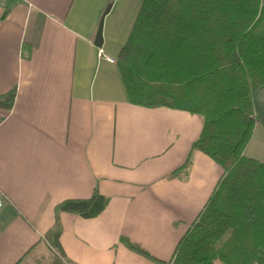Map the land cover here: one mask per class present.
Returning a JSON list of instances; mask_svg holds the SVG:
<instances>
[{
	"label": "crops",
	"instance_id": "crops-1",
	"mask_svg": "<svg viewBox=\"0 0 264 264\" xmlns=\"http://www.w3.org/2000/svg\"><path fill=\"white\" fill-rule=\"evenodd\" d=\"M143 1L0 0V95L16 89L13 108L0 107V264H166L216 188L222 168L200 151L173 174L200 115L128 101L117 62ZM253 99L260 121L245 154L264 163V86ZM96 190L104 211L61 212L51 245L56 207Z\"/></svg>",
	"mask_w": 264,
	"mask_h": 264
},
{
	"label": "trees",
	"instance_id": "trees-1",
	"mask_svg": "<svg viewBox=\"0 0 264 264\" xmlns=\"http://www.w3.org/2000/svg\"><path fill=\"white\" fill-rule=\"evenodd\" d=\"M117 64L130 103L203 118L199 138L173 174L191 165L195 151L222 168L166 264H264V163L245 154L260 121L253 94L264 86L263 0H144ZM15 99L16 89L1 94L0 107L12 109ZM108 203L98 190L60 203L49 243L60 246L61 212L92 218Z\"/></svg>",
	"mask_w": 264,
	"mask_h": 264
},
{
	"label": "water",
	"instance_id": "water-1",
	"mask_svg": "<svg viewBox=\"0 0 264 264\" xmlns=\"http://www.w3.org/2000/svg\"><path fill=\"white\" fill-rule=\"evenodd\" d=\"M110 10V7L106 10V13L105 15L109 12ZM105 15L103 16L101 22H100V25H99V29H98V32H97V35H96V38H95V45L102 48L103 47V44H104V18H105Z\"/></svg>",
	"mask_w": 264,
	"mask_h": 264
},
{
	"label": "rangeland",
	"instance_id": "rangeland-1",
	"mask_svg": "<svg viewBox=\"0 0 264 264\" xmlns=\"http://www.w3.org/2000/svg\"><path fill=\"white\" fill-rule=\"evenodd\" d=\"M111 14V11L105 16V18H104V40H105V42H106V23H107V19H108V17H109V15ZM134 26V25H133ZM114 35V34H113ZM229 236V233L228 234H226L223 238H222V240L219 242V246H221L222 244H223V242L225 241V239L227 238Z\"/></svg>",
	"mask_w": 264,
	"mask_h": 264
},
{
	"label": "built area",
	"instance_id": "built-area-1",
	"mask_svg": "<svg viewBox=\"0 0 264 264\" xmlns=\"http://www.w3.org/2000/svg\"><path fill=\"white\" fill-rule=\"evenodd\" d=\"M100 56H105V54L102 52V50H100ZM107 59L109 60V61H111V62H117V60L116 59H114V58H112V57H110V56H107ZM3 203H4V196L2 195V193L0 192V207L3 205Z\"/></svg>",
	"mask_w": 264,
	"mask_h": 264
}]
</instances>
